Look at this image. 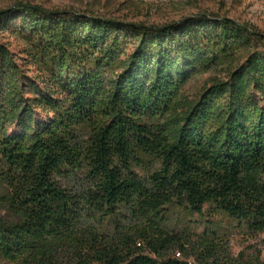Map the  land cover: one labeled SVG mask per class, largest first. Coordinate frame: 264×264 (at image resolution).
Instances as JSON below:
<instances>
[{"label": "trees", "instance_id": "obj_1", "mask_svg": "<svg viewBox=\"0 0 264 264\" xmlns=\"http://www.w3.org/2000/svg\"><path fill=\"white\" fill-rule=\"evenodd\" d=\"M0 187V262L264 264L218 225L168 223L209 206L264 232V33L214 13L0 10Z\"/></svg>", "mask_w": 264, "mask_h": 264}, {"label": "rangeland", "instance_id": "obj_2", "mask_svg": "<svg viewBox=\"0 0 264 264\" xmlns=\"http://www.w3.org/2000/svg\"><path fill=\"white\" fill-rule=\"evenodd\" d=\"M29 2L49 9H74L112 18H120L130 22L158 25L178 22L198 13H214L227 16L237 22L257 26L264 33V0H0V10L8 9L18 2ZM13 49L20 53L22 45L14 36L7 34ZM219 72L211 71L198 74L188 85L191 92L206 84L212 76ZM1 192V187H0ZM202 214H189L179 208H171L168 223L178 231L184 229L192 233H201L207 228L220 226L227 232L231 253L234 257L264 259V232L249 236L236 226V223L209 206ZM0 215L6 216L5 209L0 207ZM0 264H8L1 261Z\"/></svg>", "mask_w": 264, "mask_h": 264}, {"label": "built area", "instance_id": "obj_3", "mask_svg": "<svg viewBox=\"0 0 264 264\" xmlns=\"http://www.w3.org/2000/svg\"><path fill=\"white\" fill-rule=\"evenodd\" d=\"M178 255H180V254H178Z\"/></svg>", "mask_w": 264, "mask_h": 264}]
</instances>
